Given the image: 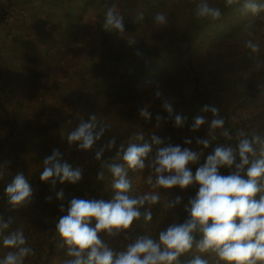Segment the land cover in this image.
I'll list each match as a JSON object with an SVG mask.
<instances>
[{"label":"trees","instance_id":"trees-1","mask_svg":"<svg viewBox=\"0 0 264 264\" xmlns=\"http://www.w3.org/2000/svg\"><path fill=\"white\" fill-rule=\"evenodd\" d=\"M243 0H241V3ZM264 2V0H257ZM199 0H0V164L8 169L0 179V217L12 225L3 235L22 229L34 255L25 264H62L67 246L61 241L56 223L67 214L70 200L93 199L90 186L101 187L112 176L96 179L101 161L95 152L113 138L116 146L105 150L102 159L111 161L121 144L139 131L151 143L153 135L164 144L189 147L202 153L190 164L193 175L217 145L236 144V133L245 130L249 136L264 138V68L254 75L244 71L250 49L244 42L261 43L264 37V12L253 16L243 13L242 5L227 6L225 0H209L222 11L218 21L197 19ZM115 5L124 17V34L103 28L108 7ZM164 12L166 26L156 25V12ZM143 14L142 21L136 18ZM249 32L252 33L249 36ZM128 38H134L130 45ZM247 74L248 76H246ZM161 93L157 97L156 93ZM172 103V115L162 107ZM214 106L225 120L232 139L224 137V129L208 136ZM148 107L151 120L140 116ZM110 125L91 151L69 145L67 136L90 115ZM162 117L157 127L156 116ZM175 115L186 117L183 127L175 126ZM203 116L207 123L193 132L194 118ZM210 139L208 148L196 144V138ZM192 144H184L185 139ZM58 149L73 167L83 168V178L72 184L57 182L55 187L40 180L43 160ZM155 145L145 169L129 170L133 186L151 174L149 162L155 157ZM221 168L220 174H230ZM23 173L33 189L32 202L12 209L5 193L7 183ZM63 190L64 199L56 193ZM199 184L186 189H162L163 199L151 206L153 219H141L123 235L101 238L117 251L124 250L138 235L158 239L159 232L172 223L187 218L184 205L195 198ZM93 191V190H92ZM108 192H104L107 198ZM51 197V202L46 198ZM177 196L182 203L174 209L165 205ZM258 198V197H257ZM110 201V200H108ZM63 205L65 211L61 212ZM95 219L92 227H95ZM0 236V258L10 251ZM200 239L199 236L196 237ZM193 251L180 257L188 264ZM215 264L213 254H200Z\"/></svg>","mask_w":264,"mask_h":264},{"label":"clouds","instance_id":"clouds-1","mask_svg":"<svg viewBox=\"0 0 264 264\" xmlns=\"http://www.w3.org/2000/svg\"><path fill=\"white\" fill-rule=\"evenodd\" d=\"M227 6L242 5L243 13L253 16L264 12V2L257 0H225ZM197 19L218 21L222 11L210 5L209 0H199L195 8ZM143 14L136 19L142 21ZM156 25L166 26L167 15L157 11L154 16ZM103 28L106 31H118L124 34V17L115 5L107 8ZM252 33L249 32V36ZM134 38H128L130 45L135 44ZM244 46L253 54L261 51L258 42L248 39ZM259 68L261 65L256 64ZM261 95H264V83L259 85ZM160 97L161 93H156ZM162 107L172 115V103L165 100ZM203 112H211L213 119L209 124L208 136L214 140L215 132L224 129L222 135L232 139L225 129V120L214 106L205 105ZM142 118L151 120L148 107L140 109ZM162 117L157 115V127ZM186 117L175 115V126L183 127ZM207 123L203 116L194 118L191 126L193 132ZM110 125L98 121L92 114L88 120H81L79 125L67 136L69 145H77L78 150L91 151L101 140ZM236 144L217 145L206 162L197 168L195 175L190 164L200 160L202 153L189 147L182 148L173 145L153 135L151 143L145 140L144 133H134L127 145L121 144L114 158L102 159L105 150L111 151L116 146L115 138L100 147L95 152V159L101 161L100 171L96 179L103 181L105 169L112 176L111 189L114 195L110 201L103 199H80L73 197L67 208V214L59 218L56 231L61 241L67 246L66 258L62 264H180V257L193 251L200 254L210 253L215 257V264H264V138L249 134L240 129L236 133ZM210 139L196 138V144L208 148ZM184 144L191 145V139H185ZM155 157L148 167L151 174L146 183L152 189H186L193 184H199L195 198H190L184 205L187 218L183 223H172L159 232L158 239L150 235H138L124 250L117 251L101 238V233L108 237L123 235L129 238L128 230L134 222L141 219L145 224L153 219L151 206L160 203L161 196L155 191L142 195L133 194V183L129 178V170L145 169V159L153 152ZM221 168H228L230 174H220ZM8 169L7 162L0 164V179ZM83 178V168L73 167L64 160L58 149L43 160V171L40 180L50 183L53 188L57 182L76 184ZM5 193L8 203L15 210L32 202L33 189L23 173H17L10 183H7ZM59 200L64 199L63 190L56 193ZM258 197V198H257ZM51 202V197L46 198ZM182 203L177 196L168 200L166 207L174 209ZM148 207H145V206ZM60 211L64 212L63 205ZM95 219V227L92 221ZM12 218L7 222L0 217V236L3 246L10 249L0 264H25L27 257L34 255L32 247L28 246L27 238L22 229L3 235L12 225ZM200 239L197 240L196 237ZM196 254L188 264H210L209 259Z\"/></svg>","mask_w":264,"mask_h":264},{"label":"rangeland","instance_id":"rangeland-1","mask_svg":"<svg viewBox=\"0 0 264 264\" xmlns=\"http://www.w3.org/2000/svg\"><path fill=\"white\" fill-rule=\"evenodd\" d=\"M261 51L260 53L257 54H253L251 53V50L249 51L250 54L248 57V62H246L244 64V71H248V72H252L254 75H258L259 71L262 70L264 68V37L261 40V43L259 44ZM259 63L261 65V67L257 68L256 64ZM246 76H248L247 74H245ZM111 181L109 180L107 183H105V185H101L98 186L96 183L90 186V191L93 194V199L96 200H100L103 199L105 201L111 200L114 192L111 189ZM93 190V191H92ZM151 191H155L157 193H159V195L161 196V199H163V192L162 189H152L151 186H149L146 183V179H144L143 181H141V183H138L136 185L133 186V194L134 195H142L146 192H151ZM104 192H108L109 195L107 196V198L104 197ZM145 207H148L147 205Z\"/></svg>","mask_w":264,"mask_h":264}]
</instances>
